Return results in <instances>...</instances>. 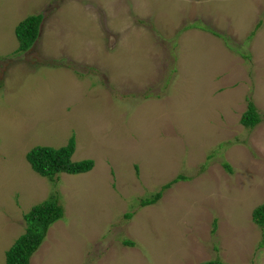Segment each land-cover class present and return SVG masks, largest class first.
I'll list each match as a JSON object with an SVG mask.
<instances>
[{
    "label": "rangeland",
    "instance_id": "rangeland-1",
    "mask_svg": "<svg viewBox=\"0 0 264 264\" xmlns=\"http://www.w3.org/2000/svg\"><path fill=\"white\" fill-rule=\"evenodd\" d=\"M72 135L91 170L32 169ZM51 192L63 215L28 264H264V0H0V264Z\"/></svg>",
    "mask_w": 264,
    "mask_h": 264
},
{
    "label": "trees",
    "instance_id": "trees-1",
    "mask_svg": "<svg viewBox=\"0 0 264 264\" xmlns=\"http://www.w3.org/2000/svg\"><path fill=\"white\" fill-rule=\"evenodd\" d=\"M42 14H31L22 19L14 28V34L18 41L16 53L28 50L38 37ZM214 34L215 31L208 29ZM218 35V33H216ZM261 119L253 101L249 100L246 109L240 117V122L247 128H253ZM75 146L74 136L69 138L65 145L53 147L49 145H36L26 152V159L32 169L39 175L47 177L50 181H55L58 173L65 172L70 174L83 173L93 168V159H81L72 161L71 155ZM227 170H231L227 163H223ZM186 177L179 174L174 179H185ZM174 180V181H175ZM56 183V182H55ZM171 182H166L161 186V190L153 193L151 197L141 198L140 205L146 206L155 202L162 195L163 189L171 186ZM56 192H51L49 199L34 205L24 214L26 222L25 231L20 234L11 246L5 251V264H28L31 254L38 249L41 242L46 236L49 226L59 220L63 215V207L58 203ZM125 216H130L125 212ZM253 221L264 227V204L254 208L252 212ZM214 220L213 224L215 225ZM126 244H132L130 240H124ZM201 264H229L218 259L205 261Z\"/></svg>",
    "mask_w": 264,
    "mask_h": 264
},
{
    "label": "clouds",
    "instance_id": "clouds-1",
    "mask_svg": "<svg viewBox=\"0 0 264 264\" xmlns=\"http://www.w3.org/2000/svg\"><path fill=\"white\" fill-rule=\"evenodd\" d=\"M77 174V173H76Z\"/></svg>",
    "mask_w": 264,
    "mask_h": 264
}]
</instances>
